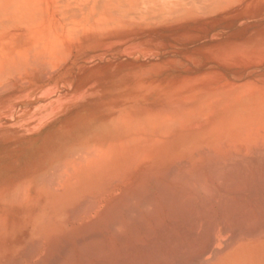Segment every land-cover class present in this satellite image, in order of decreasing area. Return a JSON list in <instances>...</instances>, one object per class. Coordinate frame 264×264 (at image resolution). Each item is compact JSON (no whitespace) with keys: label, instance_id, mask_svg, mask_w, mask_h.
<instances>
[{"label":"bare ground","instance_id":"1","mask_svg":"<svg viewBox=\"0 0 264 264\" xmlns=\"http://www.w3.org/2000/svg\"><path fill=\"white\" fill-rule=\"evenodd\" d=\"M239 1L0 0V101L46 84L76 38ZM224 80L67 115L62 146L0 181V264H264V87Z\"/></svg>","mask_w":264,"mask_h":264},{"label":"rangeland","instance_id":"2","mask_svg":"<svg viewBox=\"0 0 264 264\" xmlns=\"http://www.w3.org/2000/svg\"><path fill=\"white\" fill-rule=\"evenodd\" d=\"M85 38L74 40L69 63L46 84L25 90L18 100L10 96L0 101V181L22 174L23 167L46 155L57 140L62 146L67 115L76 118L143 102L141 92L178 82L185 89L191 81L186 91L215 88L224 79L247 87L259 81L264 87V0H241L212 14L150 28L112 26ZM198 79L205 87L202 80L194 83Z\"/></svg>","mask_w":264,"mask_h":264}]
</instances>
